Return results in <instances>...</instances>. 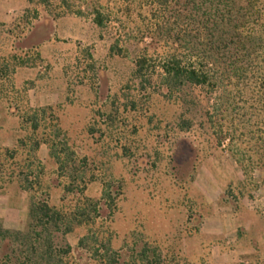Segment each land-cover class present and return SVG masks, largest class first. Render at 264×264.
Instances as JSON below:
<instances>
[{"label":"rangeland","instance_id":"374dc122","mask_svg":"<svg viewBox=\"0 0 264 264\" xmlns=\"http://www.w3.org/2000/svg\"><path fill=\"white\" fill-rule=\"evenodd\" d=\"M126 9L125 0H0V69L8 66L0 76V104L20 115L51 108L34 137L48 136L62 159L71 155L78 178L73 190L84 187V196L101 208L92 229L127 264H141L136 256L144 245L157 249L161 264H264V169L245 175L205 121L180 131L185 111L157 96L148 101L138 93L131 105L126 87L144 45L127 36L145 14L133 17ZM95 10L106 16L104 30L93 23ZM23 131L21 158L37 174L31 133L27 126ZM43 168L41 186L57 184V165ZM198 170H237L241 177L220 200L232 212L235 234L202 254L193 252L189 237L200 219L192 186ZM67 178H58L62 186ZM52 189L50 205L59 207L62 187ZM77 199L70 195L64 206L75 207ZM82 234L77 229L69 238L73 248Z\"/></svg>","mask_w":264,"mask_h":264},{"label":"trees","instance_id":"16d2710c","mask_svg":"<svg viewBox=\"0 0 264 264\" xmlns=\"http://www.w3.org/2000/svg\"><path fill=\"white\" fill-rule=\"evenodd\" d=\"M125 2L133 17L142 16L139 10L145 14L141 27L127 36L144 45L133 60L126 87L133 95L131 105L138 93L148 101L157 96L185 111L178 117L180 131L193 128L197 119L204 127L205 121L217 146L227 143L226 151L245 175L257 167L264 169V0ZM115 21L124 29L117 16ZM93 23L104 30L105 14L95 10ZM120 42L117 37L110 51H117ZM6 68L0 69V76ZM50 111L49 107L29 109L27 115H20L12 110L21 119V134L26 126L31 133L30 154L39 170L34 174L27 159L22 160L23 138L18 150L0 147V186L16 183L30 197L23 230L0 224V264H127L125 256L99 242L92 229L102 216L101 208L84 196V187L73 190L78 178L77 169L69 165L71 155L62 159L48 136L34 137ZM42 144L57 165L58 182L46 187L38 182L43 165L34 158ZM64 174L69 182L62 186L59 179ZM60 187L61 205L51 206L50 191ZM70 195L78 197L73 208L64 206ZM109 210L105 220L112 216ZM77 229L83 234L73 248L69 238ZM136 259L141 264H161L157 249L146 245Z\"/></svg>","mask_w":264,"mask_h":264},{"label":"crops","instance_id":"0c3cea01","mask_svg":"<svg viewBox=\"0 0 264 264\" xmlns=\"http://www.w3.org/2000/svg\"><path fill=\"white\" fill-rule=\"evenodd\" d=\"M29 104L32 106L31 102ZM48 104L38 102L35 106L45 107ZM21 119L8 106L0 104V147L8 150H18L21 138ZM26 155V154H25ZM34 158L55 169L56 164L50 157L49 149L42 144L36 151ZM237 170H198L192 186L198 197V213L200 219L197 226L190 232L193 252L202 254L210 243L221 244L228 237V232L234 234L237 224L228 206L221 203V196L233 181L240 180ZM53 189L51 190L52 196ZM30 197L19 189L16 183H5L0 186V224L8 230L24 229ZM234 236V235H233ZM235 238V236H234Z\"/></svg>","mask_w":264,"mask_h":264}]
</instances>
